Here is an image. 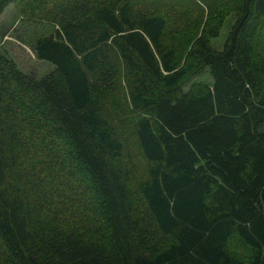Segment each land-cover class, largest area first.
<instances>
[{"label": "trees", "instance_id": "16d2710c", "mask_svg": "<svg viewBox=\"0 0 264 264\" xmlns=\"http://www.w3.org/2000/svg\"><path fill=\"white\" fill-rule=\"evenodd\" d=\"M9 5L0 264H264V0Z\"/></svg>", "mask_w": 264, "mask_h": 264}, {"label": "rangeland", "instance_id": "374dc122", "mask_svg": "<svg viewBox=\"0 0 264 264\" xmlns=\"http://www.w3.org/2000/svg\"><path fill=\"white\" fill-rule=\"evenodd\" d=\"M32 31L41 32V30H36V26L21 23L15 15L13 5L7 6L0 15V51L15 63L19 71L39 79L51 71L53 67L45 61L36 60L29 47L22 43V38L27 37ZM224 35L225 29L222 28L218 36L210 42L212 49L219 50L221 48ZM195 81L211 82L206 70L197 76Z\"/></svg>", "mask_w": 264, "mask_h": 264}]
</instances>
